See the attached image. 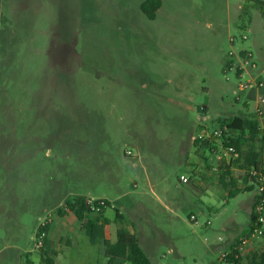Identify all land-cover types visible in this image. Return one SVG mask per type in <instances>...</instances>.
<instances>
[{"label":"rangeland","instance_id":"rangeland-1","mask_svg":"<svg viewBox=\"0 0 264 264\" xmlns=\"http://www.w3.org/2000/svg\"><path fill=\"white\" fill-rule=\"evenodd\" d=\"M143 1L0 0V164L12 167L0 264H45L34 245L49 214L55 264H106L75 217L57 215L78 195L105 199L106 238L134 233L152 264H227L248 234L257 191L227 199L222 140L193 138L254 118L238 87L264 85V0H161L153 21ZM230 52L257 69L240 79ZM253 149L264 167V141ZM231 172L229 189L243 190L245 173ZM261 252L264 235L242 264Z\"/></svg>","mask_w":264,"mask_h":264},{"label":"trees","instance_id":"trees-1","mask_svg":"<svg viewBox=\"0 0 264 264\" xmlns=\"http://www.w3.org/2000/svg\"><path fill=\"white\" fill-rule=\"evenodd\" d=\"M263 7L264 3H260ZM161 7V0H144L140 5V11L150 21L155 20L156 13ZM231 63L228 67H231ZM198 112L205 114V111L198 108ZM220 129L223 133L220 137L222 140L223 149L226 150L229 147H234L238 153V157L235 158L230 164H223L221 166L222 171L219 175V184L224 190L228 191V198L232 199L236 197L242 191L254 190L252 185H248L251 172L264 173V167L260 159V153L253 149V143L261 139L264 141V126L261 127L258 120L254 118H241L234 116L226 121L220 123ZM214 140H195L196 145H200L203 148L214 149ZM248 145L246 150H243V146ZM233 165H237L245 173L244 181L245 187L241 189H229L231 186V169ZM264 198V192L263 196ZM259 199L257 198L254 202ZM85 197L82 195L75 196L62 203L61 208L58 209L57 215L63 217L67 212L71 213L78 221L81 230L87 236L89 243L92 246L102 245V254L106 259V264H152L150 258L146 255L144 250L140 246L137 236L129 232L124 228H118L115 234V240L111 241L106 238L105 228L109 222L104 219V210L99 216H91L85 205ZM106 206L109 203L106 201ZM116 220L122 221L123 217L119 213H116ZM256 215L253 210L250 214L249 232L253 231L255 227ZM51 228L50 223L46 225L45 231H49ZM247 234V235H248ZM246 235V236H247ZM245 237V236H244ZM241 237L237 240V244L241 241ZM52 241L47 238L44 240L43 247L39 250L41 254V260L45 264H55L52 256H57V253L52 249ZM236 244V245H237ZM227 264H242V256L236 257V252L230 253L224 256ZM245 264H264V252L253 253L246 257Z\"/></svg>","mask_w":264,"mask_h":264},{"label":"built area","instance_id":"built-area-1","mask_svg":"<svg viewBox=\"0 0 264 264\" xmlns=\"http://www.w3.org/2000/svg\"><path fill=\"white\" fill-rule=\"evenodd\" d=\"M246 39L247 37L243 36V40ZM233 42L234 40L231 38L230 43ZM229 56L230 58L238 61L239 66L237 68V75L240 79L247 68H250L251 70L257 69V65L252 62V55L248 52H241L239 55H236L234 52H230ZM231 65L233 67V62L231 63ZM263 87L264 85L262 82H257L253 78L247 81L246 84L239 83L238 87L239 92L247 93V99L252 98V101L255 104L254 119L258 120L260 125L264 121V93L261 92ZM206 118L207 117L205 116L202 119L204 120ZM261 127L263 126L261 125ZM222 133V129H216L211 132L203 131L202 133L194 137L193 140H212L220 138ZM127 154L130 155V152H128ZM224 154L227 158L229 157V160H234L238 157L236 149L232 146L226 149ZM248 179L250 185L254 187L259 197V199L254 202L252 208L253 213L256 215L255 227L253 231H251L247 236L242 238L241 241L234 248L236 252V257L242 256V254L246 252L247 247L254 240L259 239L264 235V198L262 197L264 192V173L261 171L259 173L251 172V176ZM178 182L180 185H187L189 183V178L185 175H180L178 178ZM84 202L91 216H99L103 212V210L107 208L105 199L85 197ZM51 220H53V217L52 214H49L45 218H43V220L40 221V223L38 224L35 236L34 250H40L43 247L44 240L49 238V231L47 232L44 229L47 224L50 223V225H52L53 221L51 223ZM190 221L193 223H197V218L191 215ZM206 224L209 225L210 223L207 222Z\"/></svg>","mask_w":264,"mask_h":264},{"label":"crops","instance_id":"crops-1","mask_svg":"<svg viewBox=\"0 0 264 264\" xmlns=\"http://www.w3.org/2000/svg\"><path fill=\"white\" fill-rule=\"evenodd\" d=\"M2 158V156H1ZM6 158V156L4 155V158L1 160V166H0V230L2 229L4 232H6V215H7V211H6V199L8 198L9 194L12 191V186L11 183L9 182V176L12 174V167L11 165H9V163H7L6 161H4V159ZM252 211V205H251V210H250V214ZM60 218V217H59ZM62 218V217H61ZM64 219V218H62ZM66 223V220H65ZM68 229V230H67ZM52 230V226L49 230V239H50V233ZM62 230H67L66 232H69V228H64ZM3 232V235H4ZM1 234V232H0ZM240 239V238H239ZM4 238L0 237V255L2 254V252L6 249V244L4 243ZM27 262H29L27 260Z\"/></svg>","mask_w":264,"mask_h":264}]
</instances>
